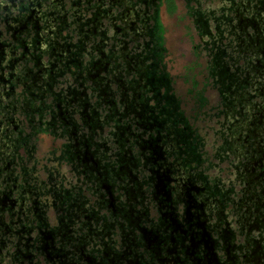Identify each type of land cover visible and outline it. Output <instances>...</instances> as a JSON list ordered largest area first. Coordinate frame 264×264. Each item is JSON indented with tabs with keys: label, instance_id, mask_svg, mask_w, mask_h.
<instances>
[{
	"label": "flooded vegetation",
	"instance_id": "1",
	"mask_svg": "<svg viewBox=\"0 0 264 264\" xmlns=\"http://www.w3.org/2000/svg\"><path fill=\"white\" fill-rule=\"evenodd\" d=\"M173 1L0 0V264H264V0H182L199 118Z\"/></svg>",
	"mask_w": 264,
	"mask_h": 264
},
{
	"label": "rangeland",
	"instance_id": "2",
	"mask_svg": "<svg viewBox=\"0 0 264 264\" xmlns=\"http://www.w3.org/2000/svg\"><path fill=\"white\" fill-rule=\"evenodd\" d=\"M209 3L212 4V6L216 5V2L214 1L209 2ZM162 16H163L162 20L164 22V25L166 26L165 44L168 49V55L166 57V61H167L170 72L172 73L174 77H176L177 83L175 87L177 88V90L181 87L180 94L182 96L185 94V97H184L185 101H189V104H187L186 106L187 110L191 109V112L194 111L192 113L194 114V117L195 116L198 117L197 115L200 112H197L198 111L197 109L194 110L196 104H195L194 99L192 98L193 95L191 94L187 95V89L190 86V84L184 82L185 75H186L185 68L188 67L191 61L196 60L194 59V52L192 49V40L189 38L190 32L195 34L192 21L188 16L185 15V3H183L182 0L178 1V14L176 17L168 18L164 14H162ZM189 25L191 26V31L189 29ZM196 41H197V37L195 34V36L193 37V43H195ZM197 63H201V64L204 63V57H201L199 55L197 58ZM239 63L241 64L242 60H240ZM201 69H202V66L197 67L194 70L198 72ZM197 80H202L200 75L197 77ZM218 94L219 93L216 88H209L207 92V96L209 97L210 106L212 105L211 109L216 108L215 106L219 104ZM211 109H210V112L212 111ZM212 113H209V115H206L201 120L196 121V123H194V128L197 130L196 132L198 134L204 136L205 145H206L205 151L207 152L206 154L208 156V159L215 160L214 157H212V153H213L214 147L217 146V139L216 137H213V130H215L217 125L209 122L212 119L211 117ZM40 143L42 144H41L38 154L40 157H42L45 155V151L48 149V146L46 144L49 143V139L43 140ZM55 143H57V141H54V144ZM227 165L228 163H223L220 166L224 168L222 171H219V168H218L219 166H218L217 168H214V167L212 169L209 168L208 170L205 171V173L207 174V177L210 179L211 178L214 179V177L216 178V176H218L220 179L227 181L226 179L230 176V168H228ZM37 172L39 175H42V176L44 175L42 173L40 165H39V170Z\"/></svg>",
	"mask_w": 264,
	"mask_h": 264
},
{
	"label": "trees",
	"instance_id": "3",
	"mask_svg": "<svg viewBox=\"0 0 264 264\" xmlns=\"http://www.w3.org/2000/svg\"><path fill=\"white\" fill-rule=\"evenodd\" d=\"M165 4L167 5L168 12L172 13L175 9V3L173 0H165Z\"/></svg>",
	"mask_w": 264,
	"mask_h": 264
}]
</instances>
